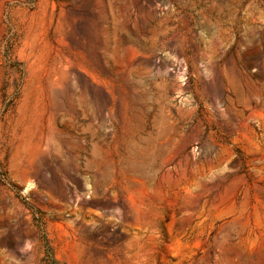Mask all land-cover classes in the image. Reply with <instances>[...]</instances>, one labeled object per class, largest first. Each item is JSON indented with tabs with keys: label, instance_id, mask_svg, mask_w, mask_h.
I'll return each mask as SVG.
<instances>
[{
	"label": "rangeland",
	"instance_id": "374dc122",
	"mask_svg": "<svg viewBox=\"0 0 264 264\" xmlns=\"http://www.w3.org/2000/svg\"><path fill=\"white\" fill-rule=\"evenodd\" d=\"M0 264H264V0H0Z\"/></svg>",
	"mask_w": 264,
	"mask_h": 264
}]
</instances>
